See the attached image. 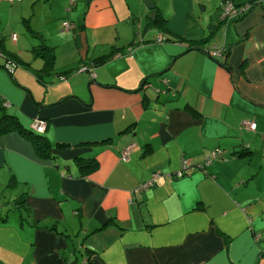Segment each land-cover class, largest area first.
<instances>
[{"label":"crops","instance_id":"crops-1","mask_svg":"<svg viewBox=\"0 0 264 264\" xmlns=\"http://www.w3.org/2000/svg\"><path fill=\"white\" fill-rule=\"evenodd\" d=\"M153 1L155 18L144 0H70L48 68L46 50L0 49V103L27 129L46 120L49 142L0 132V264H264V0L237 16Z\"/></svg>","mask_w":264,"mask_h":264},{"label":"rangeland","instance_id":"rangeland-1","mask_svg":"<svg viewBox=\"0 0 264 264\" xmlns=\"http://www.w3.org/2000/svg\"><path fill=\"white\" fill-rule=\"evenodd\" d=\"M26 1H28V6L26 7L28 13L25 16H21L20 11L16 8L13 11L9 10L10 6H12V1H0V9L2 12L0 16V49L5 55H9L12 51H17L16 49H21L22 52L20 55L27 60L32 59L30 61H34L37 58L35 56L34 48L36 47L37 49H40V43L43 41L42 39L50 33L57 32L59 29L58 23H61L64 12L70 10L66 8L69 6L70 0ZM219 1L222 3V0ZM144 2L146 4L145 0ZM220 6L223 7L222 4H220ZM69 7H72L71 3ZM48 10L52 12L50 13L51 16H49L48 19H45L46 21H43V16L46 11V14H48ZM84 10L85 8H83V11ZM67 18H69V16H67ZM12 31H16L18 39H12ZM13 41L15 42L13 43ZM39 60L41 59H38V63L40 62ZM22 64L24 66H29V64L24 62ZM22 64L20 65L23 66ZM207 155H205L204 160L207 158ZM220 157L222 158V156ZM220 157L212 158V161L207 163L210 165L211 162H217L218 160H221ZM261 185L264 188V181H261ZM11 215L18 216V213L13 210Z\"/></svg>","mask_w":264,"mask_h":264},{"label":"built area","instance_id":"built-area-1","mask_svg":"<svg viewBox=\"0 0 264 264\" xmlns=\"http://www.w3.org/2000/svg\"><path fill=\"white\" fill-rule=\"evenodd\" d=\"M263 0H253V1H247L246 3L243 4H238L236 2H234L233 0H224L223 1V12L225 16H237V15H241L243 13H245L246 11H248L249 9L253 8V6L257 3H260ZM76 0H71V5L75 4ZM63 27L64 29H71L73 27H75V24L68 19H65L63 21ZM13 39H17V33H13L11 36ZM163 36H159L158 40H162ZM213 50V51H212ZM210 52L214 55H221L223 50L221 49H212ZM10 64H8L9 66ZM94 67L93 64H83L78 70H84V69H90ZM93 72V71H92ZM92 75H94V72L92 73ZM61 77H66L65 75H61ZM242 126L247 128V129H256L257 127V122L254 119H249V118H245L244 120H242ZM33 128H35L38 131H44L46 128V120H44L43 118H35L34 122H33ZM131 148V145L127 146L123 153L122 156L123 158H127L128 154H129V150ZM224 154V150H222L221 148H214L211 149L207 155V158L205 159V162H210L212 161V158L215 157H219L222 156ZM190 163V158L189 157H184L182 159V166L181 168L177 171V173L175 174L176 176H182L183 174H185L187 167ZM208 164V163H207ZM204 165V164H203ZM161 173V170H155L153 172L152 177L149 180H146L142 183L139 184V186L137 187V190H144L149 188L151 185H153L156 182V179L158 177V175Z\"/></svg>","mask_w":264,"mask_h":264},{"label":"trees","instance_id":"trees-1","mask_svg":"<svg viewBox=\"0 0 264 264\" xmlns=\"http://www.w3.org/2000/svg\"><path fill=\"white\" fill-rule=\"evenodd\" d=\"M249 1H253V0H249ZM76 3V2H75ZM246 3V2H243ZM243 3H238V4H243ZM74 4H72L71 6H73ZM254 7V6H253ZM250 10V9H249ZM40 50H46L47 53L46 54L48 60L46 61V67L48 68L49 64H50V60L53 56L52 50L49 48L48 45H46L45 43H41L40 44ZM105 59H107V56H102L101 59L99 61H104ZM77 66L74 69L77 70L81 67ZM45 67V68H46ZM73 69V68H72ZM39 71V70H38ZM40 71H43V69H41ZM71 70H68L67 72H69ZM67 75V74H66ZM11 127H17V128H21V130H26L27 128L23 127L21 124V120L18 118L17 115L13 114V113H9L5 110V106L3 104L0 103V132H4L7 131L8 129H10ZM32 129H27V131H29V133H33V137L35 140V144H36V148L39 151L45 152L46 151V146L49 144L47 138L44 136L43 132L44 131H38L35 128H33V123L31 126ZM80 158H84L87 160V162H89V164H87V166H90V168H93L94 166L97 165V160L93 157L91 158H86L81 156ZM203 164H207L204 160ZM82 167H84V165L81 164ZM204 166V165H203ZM148 189V188H147ZM145 190V189H144ZM142 191V190H141ZM95 262V261H94ZM96 263V262H95Z\"/></svg>","mask_w":264,"mask_h":264},{"label":"water","instance_id":"water-1","mask_svg":"<svg viewBox=\"0 0 264 264\" xmlns=\"http://www.w3.org/2000/svg\"><path fill=\"white\" fill-rule=\"evenodd\" d=\"M145 1L147 2L148 7L151 9V12L149 15L155 18L157 14L156 3L153 0H145ZM94 260H96L99 264H104L100 256H94Z\"/></svg>","mask_w":264,"mask_h":264}]
</instances>
